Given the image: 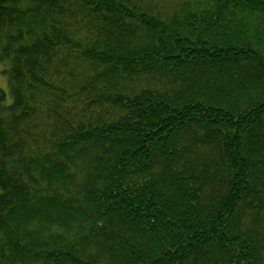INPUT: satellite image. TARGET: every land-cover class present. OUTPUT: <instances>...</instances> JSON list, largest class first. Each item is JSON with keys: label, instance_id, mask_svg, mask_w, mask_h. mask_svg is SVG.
<instances>
[{"label": "trees", "instance_id": "trees-1", "mask_svg": "<svg viewBox=\"0 0 264 264\" xmlns=\"http://www.w3.org/2000/svg\"><path fill=\"white\" fill-rule=\"evenodd\" d=\"M0 264H264V0H0Z\"/></svg>", "mask_w": 264, "mask_h": 264}, {"label": "rangeland", "instance_id": "rangeland-1", "mask_svg": "<svg viewBox=\"0 0 264 264\" xmlns=\"http://www.w3.org/2000/svg\"><path fill=\"white\" fill-rule=\"evenodd\" d=\"M4 65H0V88L3 89L7 93V103L11 101V96L9 93V83L7 75L4 73Z\"/></svg>", "mask_w": 264, "mask_h": 264}]
</instances>
